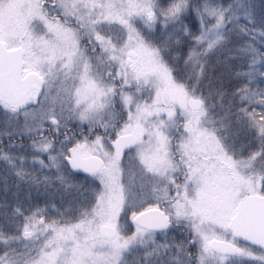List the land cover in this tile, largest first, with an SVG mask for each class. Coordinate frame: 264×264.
<instances>
[{
  "label": "snow or ice",
  "instance_id": "obj_1",
  "mask_svg": "<svg viewBox=\"0 0 264 264\" xmlns=\"http://www.w3.org/2000/svg\"><path fill=\"white\" fill-rule=\"evenodd\" d=\"M0 264H264V0H0Z\"/></svg>",
  "mask_w": 264,
  "mask_h": 264
}]
</instances>
